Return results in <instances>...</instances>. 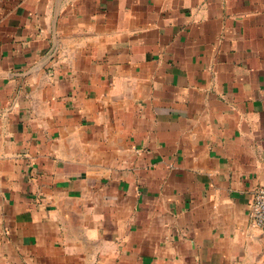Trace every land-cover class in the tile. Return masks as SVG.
<instances>
[{
    "label": "crops",
    "instance_id": "1",
    "mask_svg": "<svg viewBox=\"0 0 264 264\" xmlns=\"http://www.w3.org/2000/svg\"><path fill=\"white\" fill-rule=\"evenodd\" d=\"M264 0H0V264H264Z\"/></svg>",
    "mask_w": 264,
    "mask_h": 264
},
{
    "label": "built area",
    "instance_id": "2",
    "mask_svg": "<svg viewBox=\"0 0 264 264\" xmlns=\"http://www.w3.org/2000/svg\"><path fill=\"white\" fill-rule=\"evenodd\" d=\"M250 224L255 228L264 227V187H259L254 192L249 209Z\"/></svg>",
    "mask_w": 264,
    "mask_h": 264
}]
</instances>
